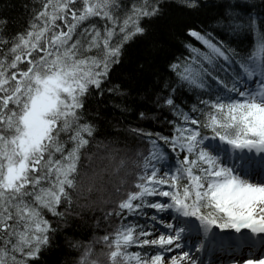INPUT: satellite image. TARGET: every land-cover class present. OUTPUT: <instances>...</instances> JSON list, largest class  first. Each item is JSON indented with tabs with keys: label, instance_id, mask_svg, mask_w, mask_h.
Masks as SVG:
<instances>
[{
	"label": "snow or ice",
	"instance_id": "6c2138e0",
	"mask_svg": "<svg viewBox=\"0 0 264 264\" xmlns=\"http://www.w3.org/2000/svg\"><path fill=\"white\" fill-rule=\"evenodd\" d=\"M213 7L210 29H187L200 46L186 44L189 56L161 78L156 104L175 117L168 134L130 130L146 144L132 170L123 158L112 164L119 149L100 158L107 164L87 155L97 129L86 100L119 94L106 88L112 66L160 0H41L24 31L0 34V264L39 259L56 231L45 213L67 222L86 211L107 227L70 242L76 264H264L240 255L264 250V0ZM7 26L0 18V33ZM241 37L253 38L249 47ZM185 88L196 97L187 110L177 103ZM94 192L109 193L105 206Z\"/></svg>",
	"mask_w": 264,
	"mask_h": 264
},
{
	"label": "trees",
	"instance_id": "16d2710c",
	"mask_svg": "<svg viewBox=\"0 0 264 264\" xmlns=\"http://www.w3.org/2000/svg\"><path fill=\"white\" fill-rule=\"evenodd\" d=\"M215 1L221 2V0H201L202 5H207L206 7L188 9L184 7L182 0L162 2L160 0L161 13L151 20L142 21L146 28L145 35L125 45L120 63L113 65L110 72V83L106 88L119 85V94L105 90L103 95L94 93L86 100L85 119L94 123L97 129L95 139L87 151V155L93 157L94 165H100L102 162L107 164V159L101 161L100 158L107 157L112 149H119L116 161L112 164L115 165L120 158H123L128 161L129 170H132V161L129 160L132 152L135 149L136 153L145 150L146 144L130 130L141 127L148 131L168 134L170 126L167 121L175 117L167 108L161 110L156 104L157 95L163 88L161 78L165 80L169 78L167 66L170 62L189 56L186 44L193 43L197 47L200 46L198 42L187 36V29L208 28L213 24L212 17L216 12L213 5L218 4ZM123 2L131 7L133 0H123ZM40 5L41 0H0V18L8 20L7 28L0 34L11 38L17 32L24 31L31 19L32 9H38ZM100 24L102 25L103 21H100ZM241 39L244 40L241 46L247 48L253 38L241 37ZM172 79L175 77L173 76ZM178 95L180 99L177 103L185 110H187L186 106H190L196 100L195 95L186 88ZM140 112H146L149 119H140ZM104 145L109 147L105 148ZM108 195V192H94L89 199L100 203L107 199ZM87 196H89L87 192H83L80 197L74 194V200L84 204L83 197ZM100 206L105 205L100 203ZM99 215V211H86L83 213V218L73 214L65 222L61 218L45 213V217L51 221L56 231L51 234V243L42 250L39 259L30 264H76L79 252L70 242L88 243L96 236L103 235L107 224H102L99 229L96 228L95 217ZM116 223L117 221H113L112 227H115ZM99 250L100 246H97V253Z\"/></svg>",
	"mask_w": 264,
	"mask_h": 264
},
{
	"label": "bare ground",
	"instance_id": "6f19581e",
	"mask_svg": "<svg viewBox=\"0 0 264 264\" xmlns=\"http://www.w3.org/2000/svg\"><path fill=\"white\" fill-rule=\"evenodd\" d=\"M163 0H161V2H162ZM215 3H220V1H215ZM212 25V24H211ZM210 25V26H211ZM210 26L208 27L209 29H210ZM135 159H137V156H136V149L134 150V152H132V156H131V158H129V160L130 161H132V160H135ZM126 160V159H125Z\"/></svg>",
	"mask_w": 264,
	"mask_h": 264
}]
</instances>
